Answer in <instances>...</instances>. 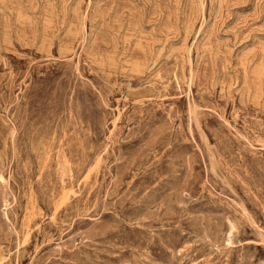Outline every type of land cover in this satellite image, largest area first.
I'll use <instances>...</instances> for the list:
<instances>
[{
  "label": "rangeland",
  "instance_id": "obj_1",
  "mask_svg": "<svg viewBox=\"0 0 264 264\" xmlns=\"http://www.w3.org/2000/svg\"><path fill=\"white\" fill-rule=\"evenodd\" d=\"M0 264H264V0H0Z\"/></svg>",
  "mask_w": 264,
  "mask_h": 264
},
{
  "label": "bare ground",
  "instance_id": "obj_2",
  "mask_svg": "<svg viewBox=\"0 0 264 264\" xmlns=\"http://www.w3.org/2000/svg\"><path fill=\"white\" fill-rule=\"evenodd\" d=\"M199 28V27H198ZM90 33V32H89ZM138 47V46H137ZM128 65V64H127ZM130 65V64H129ZM256 76V75H255ZM188 86V85H187ZM236 94V93H235Z\"/></svg>",
  "mask_w": 264,
  "mask_h": 264
}]
</instances>
